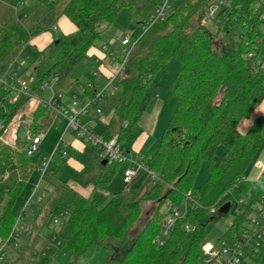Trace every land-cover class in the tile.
Listing matches in <instances>:
<instances>
[{"label":"trees","instance_id":"trees-1","mask_svg":"<svg viewBox=\"0 0 264 264\" xmlns=\"http://www.w3.org/2000/svg\"><path fill=\"white\" fill-rule=\"evenodd\" d=\"M38 1L49 11L66 1L60 16L69 19L76 31L61 38L55 36L54 55L41 53L37 58L32 66L33 81L28 95L12 102L13 87L0 81V136L29 95L46 102L47 94L41 85L53 75L60 77V89L72 86L77 90L87 85L73 72L87 64L85 74L93 87L85 89L86 94H92L101 85L90 74L91 68L99 69V64L88 53L97 46L101 23H114L121 9L128 5L127 0ZM217 2L183 0L171 8L165 19L142 34L117 78L119 92L103 102L99 118L104 124L101 135L107 140L117 136L122 145L135 141L139 119L156 99L152 84L158 86V76L166 72L169 60L180 62L181 69L171 85L176 110L162 133L157 151L143 157L144 165L159 177L152 180L144 197L133 203L120 193L102 205L97 199L85 198L74 191L52 170L48 173L46 186L51 185L54 191L45 206L43 225L46 226L56 208H62L60 212L66 214L57 225L61 239L57 250L66 248L77 259L92 246H106L108 240L123 242L132 234L134 239L126 254L117 257L115 264H201L203 245L210 240L208 211L192 210L195 231L185 232L184 221H178L160 245L156 239L161 236L166 217L160 214L161 205L167 200L179 205L187 193H192L207 208L228 198L247 197L256 202L264 194V170L257 180L248 176L264 145V115L245 134L238 130L264 98V17L253 16L258 0H226L227 6L214 20L217 30L211 32L204 19L209 7ZM40 30L32 13L23 21H18L14 13L1 20L0 64L9 63ZM246 42H250L248 46ZM249 49L255 50V61L260 58L261 66L255 67L254 59L247 58ZM44 104L35 111L31 135L44 133L55 116ZM21 145L18 150L0 140V182L9 173L17 172L15 183L0 201L3 239H7L19 217L13 211L18 196L32 171L41 166L38 159L27 155V143ZM220 148L224 154L219 162ZM67 152L69 159L72 153L68 145ZM221 161H225V166ZM203 165L207 166L208 178L195 187ZM117 166L108 167L110 172L103 177L102 184L112 179L115 172L112 168ZM143 203L153 204L155 209L137 233V225L144 218ZM20 214L31 225L26 213ZM34 242L33 233L24 236L19 246L6 249L0 264H52V258H40L39 254L32 258V253H37ZM255 263L264 264V251Z\"/></svg>","mask_w":264,"mask_h":264},{"label":"built area","instance_id":"built-area-1","mask_svg":"<svg viewBox=\"0 0 264 264\" xmlns=\"http://www.w3.org/2000/svg\"><path fill=\"white\" fill-rule=\"evenodd\" d=\"M12 1H16V4H12ZM30 1L31 0H0V7H10L16 19L18 21H23L27 19L29 13H23L22 10L27 7ZM48 1L53 2L55 0ZM169 2L170 0H165L163 4L156 6L154 12L143 25V33L151 29L158 21L168 16L171 10ZM226 6V0H218L217 3L211 5L208 9L211 20L214 21L217 19L216 14L218 16L221 12H219L220 8ZM253 16H258L262 19L264 13L255 8L253 10ZM53 30H56L55 26ZM136 43L137 42L133 43L129 38L123 39L121 45L130 47L125 49L122 54L113 51V49H110L108 46L104 48V56L97 62L99 67L107 69L108 72L107 74L104 73V82L96 87L92 94L87 95L85 91V89L93 87L91 83H88L85 87H79L73 93L60 89V77L55 74L41 85V90L47 94L46 102L38 97L39 103H45L44 105L49 111H52L55 116H62L66 119V131L72 133L76 139L92 148L100 162L103 163L105 161L106 165L110 167L126 164L127 167L124 170L123 180L127 185L133 183L139 171H146L149 173L152 180H157L159 177L148 170L144 165L143 158L134 156L131 151L124 148V145L119 143L117 136L107 140L102 135L95 134L92 128L94 121L89 118L92 117V115L100 118L103 114L102 105L104 100L119 92L120 88L117 85V78ZM249 43L250 42H246V45L248 46ZM22 51L17 58L8 63L6 72L7 75L16 78L17 73L25 69L18 90L14 88L13 84H9L14 89V93L11 97L12 102H17L22 94L28 92L33 81V70L27 67L28 58L22 56ZM255 57V50L249 49L247 58L251 61L254 59L255 67L261 66L263 64L262 60L259 58L255 61ZM115 65L118 66V71H110L109 68ZM100 75H102V73L98 69L95 78ZM9 127L10 125L0 136V140L4 144L16 147L18 144L27 143L26 153L28 156H34L35 153L39 151L44 138L43 133L31 135L29 128V130L25 131V138L20 139L16 132L14 134H9ZM57 154H60L64 159L68 158L67 144L64 142V137L57 142L49 159H45L44 162L41 163L39 181L34 187L33 196L30 201L35 196H38V202L42 201L45 197L47 186L43 184L50 172L51 159ZM254 166L261 168V163L257 162ZM237 182H239V180ZM29 203L28 201L24 210ZM225 206L229 207L227 213L221 212V209ZM195 209L208 211L210 217L207 224L208 228L213 225L217 226L218 221L221 219L229 220L223 237L218 240H209L203 245L201 264H256V259L264 251V194L256 202H250L247 197L228 198L221 199L215 205L207 208L198 203L194 199L192 193H187L181 204L175 205L171 203L169 214L165 217L161 225V236L156 239V242L163 245L164 239L174 230L178 221H184L183 228L185 232L190 233L195 231L196 225L192 222V210ZM64 218H66V214L60 212L58 216L54 218L53 222L57 226ZM32 233L33 229L31 225L26 222L20 214L7 239L0 237V263L7 248L19 246L24 236L31 235Z\"/></svg>","mask_w":264,"mask_h":264},{"label":"rangeland","instance_id":"rangeland-1","mask_svg":"<svg viewBox=\"0 0 264 264\" xmlns=\"http://www.w3.org/2000/svg\"><path fill=\"white\" fill-rule=\"evenodd\" d=\"M183 0H170L171 8L179 5ZM165 0H127L128 5L121 9L117 20L112 24L101 23L100 26V38L96 42V47H110L113 51L122 54L123 51L129 47H124L121 45V41L125 38H129L133 43L137 42L143 34V25L146 20H148L151 13L154 12L157 5L163 4ZM66 1L61 2L55 10L49 11L48 7L40 4L38 0H31L26 8L22 10L23 13H32V17L40 26L41 30L39 33L48 32L51 29L53 30V25L57 22L58 15H60L63 7L65 6ZM12 4H16V1H12ZM256 8L264 13V0H258L256 3ZM222 8H220L219 12ZM13 10L10 7L1 6L0 7V21L10 18L13 14ZM217 17V14H216ZM204 24L209 28L211 32H216L217 25L214 21L211 20L209 13H207L206 18L204 19ZM64 34L59 30L56 34L57 38H61ZM23 49L19 50L10 61H13L18 57ZM24 57L26 55L30 56L29 64L32 66L37 58L42 54L45 56L54 55V44H51L47 47L44 52H36L30 46H26L22 51ZM9 61V62H10ZM8 63L0 64V80L7 84L15 85L14 88L18 90L20 87L21 79L24 76V70L22 69L17 73L16 78H12L10 75H7ZM32 69V68H31ZM87 67L82 65L74 70L73 74L75 77L80 78V81L83 84L89 83V77L85 74ZM181 69V64L176 59H171L167 63L166 72L158 76V86L155 87L152 84L154 91L156 92V99L153 104L149 107V110L142 114L139 119V127L144 124L146 132L150 135L158 136V142L151 153H155L159 147L160 140L164 129L170 122V119L176 110L177 101L171 95V85L176 79L179 71ZM13 72V71H12ZM92 76L95 77L97 71L95 68H91ZM97 80L102 81V75L96 77ZM64 90L73 93L75 88L68 86ZM121 91V90H120ZM21 110V109H20ZM19 110V111H20ZM18 111V112H19ZM17 115V114H16ZM264 115V98L263 100L256 105L252 115L245 119L240 125V131L245 133L249 125L253 120L259 116ZM14 119V118H13ZM141 120V121H140ZM11 124V123H10ZM160 124V125H159ZM31 126V125H30ZM158 126H160L158 128ZM67 127V121L65 118L60 116L57 121L45 132V139L42 147L34 155V159H38L40 163H43L45 159H49L53 149L55 148L59 138L56 136L59 132L61 134L65 131ZM94 131L95 134L101 135L104 132V124L102 122H95ZM130 142L125 143L127 145ZM21 144H18L14 149H20ZM224 154V149L220 148L217 153V160L220 162L221 156ZM260 157V158H259ZM229 155L225 156L227 160ZM259 162L262 164V168L253 167V169L248 173L249 179L257 180L261 173L264 170V145L258 155V158L255 161V164ZM222 166H225V161H221ZM114 167V166H112ZM126 168V167H125ZM124 164L118 165L114 169L115 174L112 176V179L109 184H113L116 187V192L123 193V195L130 200L133 193L127 192V184H124L123 174H124ZM111 169V170H112ZM50 170L57 172V177L62 181L70 180L72 178L85 181L93 180L95 176L99 177L100 167L96 162H91L88 166V170L82 174L75 171L66 161L63 160V157L60 154L55 155L53 160L50 162ZM110 172V170L108 171ZM145 175L140 177L145 178L142 182L143 185L146 184V181L149 177V173L145 172ZM40 173L39 169L32 171L30 176L27 179L26 185L22 193L18 196L13 211L20 215L21 211L24 210V207L28 203V206L24 210L26 213L27 219L31 222V227L33 229V236L35 237L34 248L37 253H32V258L36 259L38 254L40 258H52V264H115V259L119 256L126 254L128 247L130 246L132 240L134 239L132 234H128L125 241L118 242L115 240H108L106 246H92L90 247L82 256L77 259L73 258L66 248L57 250V246L61 243L59 236L60 226H55L53 220L57 214L60 213L62 208H56L54 213L48 218L46 226L43 225V219L45 217V206L53 193L54 189L51 185H48L46 188V195L42 201L38 202V196H35L31 201L33 196L34 187L39 181ZM208 178L207 166L203 165L199 171L194 186L200 187ZM17 179V172L9 173L3 181L0 182V201L5 196L7 190H9ZM97 180V179H96ZM44 186L46 182L44 181ZM101 186V185H100ZM110 186V185H109ZM106 185V187H109ZM140 190V189H139ZM138 189L135 191V194L139 193L134 202L140 201L146 191L140 192ZM117 193V195H118ZM133 202V203H134ZM143 220L137 225V233H140L143 229L144 223L150 218L151 214L154 212L155 205L153 204H144L143 203ZM171 202L169 200L165 201L160 207V214L164 217L169 214V207ZM229 224L228 219H221L218 221L217 226L213 225L209 227L210 230L209 236L210 240H218L225 234V229ZM253 264V263H251Z\"/></svg>","mask_w":264,"mask_h":264},{"label":"crops","instance_id":"crops-1","mask_svg":"<svg viewBox=\"0 0 264 264\" xmlns=\"http://www.w3.org/2000/svg\"><path fill=\"white\" fill-rule=\"evenodd\" d=\"M54 26L56 27V30L51 29L48 32L38 33L28 42L27 45L30 46L36 52H44V50L47 47H49L51 44H53L54 37L56 36V34L58 33L59 30L64 35H67V34H70V33H73L76 31V27L65 16L58 15L57 22L53 25V27ZM104 48H105L104 46L93 48L89 51L88 56L90 58L94 59L95 62H97L98 60L103 58ZM22 55H24V54L22 53ZM26 57L28 58V66L27 67L32 68L33 65L31 66L29 64V61L31 60L30 56L26 55ZM86 67H88L87 64H86ZM118 69L119 68L117 65L109 68L110 71H114V72L118 71ZM99 70L102 73V81H99V80H97V81H98V83L102 84L104 82V79H105L104 73L107 74L108 70L103 68V67L102 68L99 67ZM23 95H28V93L26 92V93L22 94V97H24ZM28 97H29V100L25 103V105L21 108V110L17 113V115L12 120L10 127H9V134H14L16 132L19 135L20 131L23 130L25 132V131L29 130L31 122H32L33 117H34V114H35V111L38 108V106L40 105V103H39L38 97L32 96V95H29ZM59 117L60 116H53L51 124L48 127V129L53 125V123L55 121L58 120ZM257 118H255L253 120V122ZM89 119L94 121V123L92 125V128L94 130L93 126L95 125V122H100L99 117L92 115V117H90ZM253 122L249 125V127L253 124ZM159 127L160 126H158V128ZM249 127H248V129H249ZM248 129H247V131H248ZM238 130L241 134H245L247 132L246 131L245 133H242L240 131V127L238 128ZM45 132L43 133L44 138H43V141H42L40 148L42 147L44 139H45V135H46ZM59 133L56 136L59 138V140L62 137H64V141L68 145L69 150L72 153V156L69 159L63 158V160L66 161V163L69 164L72 168H74L76 172L84 174L88 170V166L90 165L91 162H96L100 167L99 177L95 176V178L93 180L88 181L86 179L85 181L84 180L79 181L80 179L76 180V179L72 178L70 180H66L63 182L67 183L68 186H70L74 191H76L77 193H79L83 197L97 199L102 205L106 204L113 197H116L118 192H116V190H115L116 189L115 185L109 184L111 180L107 184L101 183V180L103 179V177L106 174H108V171H109L108 167L109 166L102 165V162H100L97 159L95 151L90 147H86L82 141L75 139L73 137V134L70 132H67L66 129L61 134H59ZM157 142H158V136L150 135L148 132H146V129L144 128V124H142V126L139 127V134H138L136 140L130 142L127 145V147L124 145V148H126L128 151H131L134 154V156H138L139 158H143L153 151ZM54 149H53V151H54ZM53 151H52V153H53ZM52 153H51V155H52ZM54 157L55 156L52 157L51 161L53 160ZM125 167H127L126 164H124V168ZM261 168H262V164H261ZM53 172H55V171H53ZM145 172L146 171H139L138 175L135 178V180L133 181V183L128 185V187L126 189L127 192H130V193L134 192L133 195L131 196V198H132L131 202H134L137 195L139 194V193L135 194V191L137 189L138 190L140 189L139 190L140 192H143L146 190L148 191V189H149V186L152 182L150 175L146 181V184H144V185H143L142 181L145 178L140 177L141 175H145L146 174ZM56 174H57V172H56ZM114 174H115V172H114ZM123 179H124V177H123ZM122 182L124 183V180ZM106 185L107 186L110 185V186L106 187ZM120 193H118V195ZM138 196H140V195H138Z\"/></svg>","mask_w":264,"mask_h":264},{"label":"water","instance_id":"water-1","mask_svg":"<svg viewBox=\"0 0 264 264\" xmlns=\"http://www.w3.org/2000/svg\"><path fill=\"white\" fill-rule=\"evenodd\" d=\"M25 136H26V133H25L23 130L20 131V133H19V137H20V139H24ZM102 165H106V162L104 161V162L102 163ZM228 209H229V207H228V206H225V207H223V208L221 209V212H223V213H227V212H228Z\"/></svg>","mask_w":264,"mask_h":264}]
</instances>
